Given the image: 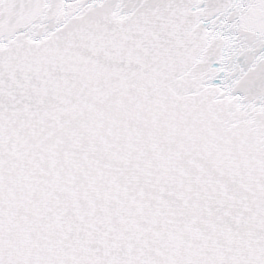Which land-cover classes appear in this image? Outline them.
Returning a JSON list of instances; mask_svg holds the SVG:
<instances>
[{
    "label": "snow or ice",
    "instance_id": "obj_1",
    "mask_svg": "<svg viewBox=\"0 0 264 264\" xmlns=\"http://www.w3.org/2000/svg\"><path fill=\"white\" fill-rule=\"evenodd\" d=\"M0 264H264V0H0Z\"/></svg>",
    "mask_w": 264,
    "mask_h": 264
}]
</instances>
